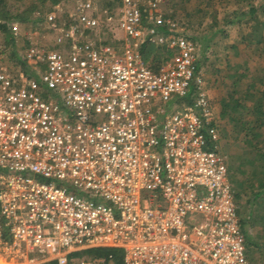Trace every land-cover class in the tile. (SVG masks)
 <instances>
[{
    "label": "built area",
    "instance_id": "2783aa9c",
    "mask_svg": "<svg viewBox=\"0 0 264 264\" xmlns=\"http://www.w3.org/2000/svg\"><path fill=\"white\" fill-rule=\"evenodd\" d=\"M83 5L67 28L46 16L63 42L32 49L43 70L0 69V264H115L73 255L95 247L123 264H252L196 44L152 67L129 42L79 38L99 25ZM123 15L140 39V10Z\"/></svg>",
    "mask_w": 264,
    "mask_h": 264
},
{
    "label": "rangeland",
    "instance_id": "374dc122",
    "mask_svg": "<svg viewBox=\"0 0 264 264\" xmlns=\"http://www.w3.org/2000/svg\"><path fill=\"white\" fill-rule=\"evenodd\" d=\"M89 1L88 11L98 17L99 25L85 29L81 39L129 42L152 67L175 53L171 42L186 38L196 44L195 70L203 76L210 114L219 129V150L234 178L247 256L252 264H264V201L254 200L264 190V0ZM85 2L5 0L0 14L9 11L15 17L8 22V32L0 31V69L43 70L44 62L36 59L32 49L46 51L63 42L59 27L46 16L55 8L56 22L67 28L76 22V13L86 9ZM129 6L140 10V39L130 37L120 26ZM250 7L255 8L251 13ZM178 9L189 11L193 20L182 17V22L170 23L166 16ZM151 35L154 40L149 39Z\"/></svg>",
    "mask_w": 264,
    "mask_h": 264
},
{
    "label": "trees",
    "instance_id": "16d2710c",
    "mask_svg": "<svg viewBox=\"0 0 264 264\" xmlns=\"http://www.w3.org/2000/svg\"><path fill=\"white\" fill-rule=\"evenodd\" d=\"M4 1L5 0H0V7L1 6L4 7L3 6ZM254 10H255L254 7H250L249 13H251ZM14 17H15V15L11 14L9 11H5L2 14H0V20H2V22H0V31L8 32L9 31L8 22H9V20L13 19ZM166 17L168 18L170 23H179V22L183 21L182 17H186V19H184V21H187V20H193L194 16H193V14H191L187 10L178 9V10H172ZM10 39H13V35L11 32H10ZM159 63H160V61L158 62V64ZM25 64H26L25 67H28L27 62ZM28 70H29V72H27V73H30L32 71L30 69H28ZM85 251L88 254H93V255H97V256H106V255L112 253L114 256L115 264H123V250H121L120 248L95 247V248H91V249H88Z\"/></svg>",
    "mask_w": 264,
    "mask_h": 264
},
{
    "label": "crops",
    "instance_id": "0c3cea01",
    "mask_svg": "<svg viewBox=\"0 0 264 264\" xmlns=\"http://www.w3.org/2000/svg\"><path fill=\"white\" fill-rule=\"evenodd\" d=\"M53 7H56V6H54L53 5ZM55 8H54V10H52L51 12H55ZM45 17V16H44ZM144 59H145V57H143ZM161 60V59H160ZM145 61H146V63H149V61L147 60V59H145ZM157 67V66H156ZM228 166V165H227ZM228 170H229V168H228ZM229 181L231 182V184H232V186H233V190L235 191V187H234V178H233V176H232V173L230 172V170H229ZM264 181V180H263ZM264 189V188H263ZM235 194H236V192H235ZM234 194V195H235ZM257 199V201H264V190L263 191H260V192H258V193H256V195H255V197H254V200H256ZM236 200V199H235ZM237 204V203H236Z\"/></svg>",
    "mask_w": 264,
    "mask_h": 264
}]
</instances>
